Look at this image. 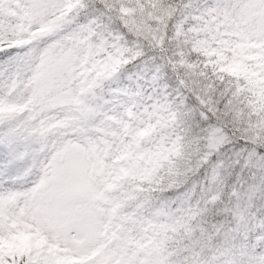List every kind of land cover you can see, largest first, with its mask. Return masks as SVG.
<instances>
[{
  "label": "snow or ice",
  "instance_id": "obj_1",
  "mask_svg": "<svg viewBox=\"0 0 264 264\" xmlns=\"http://www.w3.org/2000/svg\"><path fill=\"white\" fill-rule=\"evenodd\" d=\"M0 264H264V0H0Z\"/></svg>",
  "mask_w": 264,
  "mask_h": 264
}]
</instances>
